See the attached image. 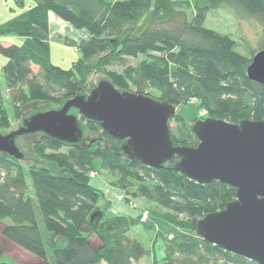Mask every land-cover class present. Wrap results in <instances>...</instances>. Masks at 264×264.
<instances>
[{"label": "trees", "instance_id": "1", "mask_svg": "<svg viewBox=\"0 0 264 264\" xmlns=\"http://www.w3.org/2000/svg\"><path fill=\"white\" fill-rule=\"evenodd\" d=\"M14 1L25 6L24 0ZM32 2L31 8L0 24V37L24 40L22 45L0 46L7 59L3 88L0 81V131L11 127L5 92L17 120L31 103L61 107L91 91L87 74L93 72L96 59V70L121 92L149 96L152 89L158 94L153 99L176 108L194 100L207 118L232 124L264 121V86L247 77L254 56L264 47L248 55L232 36L206 25L209 15L231 8L239 18L256 21L264 35V0H156L142 24L150 5L143 0ZM50 14L88 35L78 44L61 36L81 55L70 69L52 63ZM125 23L133 25L130 33L123 34ZM139 58L136 66H128V59ZM111 66L124 70H108ZM81 125L98 137L85 145L83 139L69 145L38 134L33 150L47 166L27 167L22 164L25 157L17 160L0 152L4 238L41 264H138L149 252L129 233L141 226L154 234V246L163 248L165 264H255L197 233L200 220L236 200L235 188L192 181L171 163L161 169L142 165L129 159L121 150L123 142L108 136L100 123L82 118ZM169 127L176 147L198 146L192 125L183 118L173 116ZM91 173L107 174L109 185L123 192L125 204L142 199L156 209L146 210L145 221L144 209L137 217L113 213L103 193L92 186ZM4 254L0 245V264H9L1 262Z\"/></svg>", "mask_w": 264, "mask_h": 264}, {"label": "water", "instance_id": "2", "mask_svg": "<svg viewBox=\"0 0 264 264\" xmlns=\"http://www.w3.org/2000/svg\"><path fill=\"white\" fill-rule=\"evenodd\" d=\"M247 77L264 86V50L254 56ZM176 114L169 103L121 92L104 80L57 110L25 119L16 131H0V152L22 160L16 141L36 134L77 145L83 139L82 118L100 123L108 136L123 142L122 152L133 161L154 169L171 163L192 181L235 188L236 200L200 220L197 233L227 252L264 264V121L198 120L192 125L198 146L176 147L169 127Z\"/></svg>", "mask_w": 264, "mask_h": 264}, {"label": "rangeland", "instance_id": "3", "mask_svg": "<svg viewBox=\"0 0 264 264\" xmlns=\"http://www.w3.org/2000/svg\"><path fill=\"white\" fill-rule=\"evenodd\" d=\"M25 6L21 7L19 6L14 0H0V24H3L29 8H31L34 3L32 0H24ZM146 1V3H150V5H147L146 14L142 18L139 24H142L145 21V17L149 15V13L153 10V6L155 4L156 0H143ZM231 8L227 9H221L218 11H215L213 14L209 15L207 19V27L219 32L224 35H230L234 38L235 41L239 43L241 46V50L243 53L250 54L252 51H257L264 47V35L262 32L261 27L259 24L251 20L249 18H243L238 17L235 12H230ZM56 17V16H55ZM57 21L59 18H56ZM133 27V25L125 23L123 25V34L127 32H131L130 29ZM50 46H51V60L53 65L63 68V69H70L72 68L73 64L76 63L80 58L81 55L78 52V50L75 47L67 46L64 43V40L61 39V36L64 38L69 39L70 41H73L74 43L78 44L84 39L87 38L86 32H80L75 29H73L69 24H66L65 22L61 21L59 19L58 23L55 24L52 22L50 27ZM24 40L19 37L15 36H7V37H0V46H11V45H22ZM142 60V58L139 59H128L127 64L128 66H136L138 62ZM96 61H94L93 64V72L87 74V81L89 84V87L91 90L97 87V85L101 82L107 79V76L103 71L96 70ZM7 59L0 54V81H1V88H3V67L6 64ZM108 70L116 71L118 73H122L124 70V67L121 66H111L108 68ZM35 72H38V69H34ZM132 92H135L134 89H132ZM151 98H158V94L150 89L146 93ZM4 100L6 104V109L8 111L9 117L11 119V127L9 129H2L1 133L6 135L13 131H16L19 129L22 125L23 119H28L31 116L46 113L49 111L57 110L59 109V105L52 104V103H31L23 108L21 115L22 119L17 120L13 113V108L10 104V101L8 99V94L5 92L4 94ZM177 116L183 118L185 122L188 125H193L194 122L198 120H204L207 119V114L204 110L199 109L195 102H191L189 105L186 106H179L177 107ZM171 127L175 129L176 122L173 121L171 123ZM83 143L84 145L87 144L92 139L98 137L95 134H91L87 129H85L83 126ZM39 138V135H28L24 137H20L16 141V145L19 148V150L24 155V160L22 162L23 165L30 167L33 164L37 166H44L46 163L40 161L34 153L33 150V142L36 141ZM111 144V142H109ZM47 166V165H46ZM95 179H101L105 182L108 186L111 182V178L107 174H101L98 175ZM91 179V181L95 180ZM120 201V199H119ZM121 202V201H120ZM124 203V202H121ZM125 204V203H124ZM131 206L133 209H136L138 211H141L142 209L147 210L150 207L155 208L156 206L151 205L147 202H145L142 199L135 200L131 203ZM156 209V208H155ZM39 221L42 225V217L40 213H38ZM129 236L135 240L140 241L145 246H147V240L152 238L151 232H146V230L141 227H135L130 233ZM0 245L4 248L5 254L1 258V262L3 263H9V264H29L26 261L22 260L16 253L15 248L21 249L17 245L13 244L6 238L2 236V226L0 224ZM19 262V263H18Z\"/></svg>", "mask_w": 264, "mask_h": 264}, {"label": "crops", "instance_id": "4", "mask_svg": "<svg viewBox=\"0 0 264 264\" xmlns=\"http://www.w3.org/2000/svg\"><path fill=\"white\" fill-rule=\"evenodd\" d=\"M55 15L50 14V27L52 22L57 24L58 21L56 19ZM92 186H94L97 190L101 191L104 195L105 202L108 204L110 211L113 213H122L128 216L137 217L139 211L136 209H133L131 204H124L119 201L121 197L124 196L123 192L119 189H116L114 187L108 186L105 184L104 181L101 179H95L91 181ZM103 205V204H102ZM147 232V231H146ZM152 234V238L147 240V246H145L143 243H140L148 250L149 254L141 259L138 264H165L164 262V250L163 248H157V246H154L155 237L154 234ZM138 241V240H137ZM91 242L96 247H99L101 244L99 240L96 237H92ZM15 253L24 261H26L29 264H41V261L35 257L34 255L30 254L29 252L15 248ZM19 263V262H18ZM20 264V263H19ZM104 264V263H102Z\"/></svg>", "mask_w": 264, "mask_h": 264}, {"label": "built area", "instance_id": "5", "mask_svg": "<svg viewBox=\"0 0 264 264\" xmlns=\"http://www.w3.org/2000/svg\"><path fill=\"white\" fill-rule=\"evenodd\" d=\"M193 102H195V101L193 100ZM97 176H98V175H96L95 173H91L90 178H91V179H95ZM120 201H121V202L124 201L123 197L120 198ZM148 215H149L148 211L144 210V211L142 212V219H143V221L147 220Z\"/></svg>", "mask_w": 264, "mask_h": 264}]
</instances>
